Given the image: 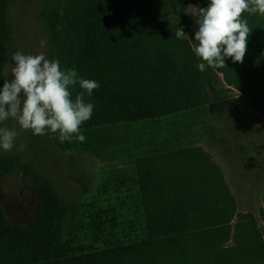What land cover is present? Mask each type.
I'll return each mask as SVG.
<instances>
[{
  "label": "trees",
  "instance_id": "obj_1",
  "mask_svg": "<svg viewBox=\"0 0 264 264\" xmlns=\"http://www.w3.org/2000/svg\"><path fill=\"white\" fill-rule=\"evenodd\" d=\"M209 3L43 2L37 18L48 34L49 59L99 83L85 97L95 107L81 125L86 139H73L75 148L99 156L113 147L100 134L120 127L144 125L138 131L147 137L135 146L130 173H110L129 196L131 215L110 204L81 215L49 181L22 166L30 173L37 210L27 224L15 226L0 205V264H264V208L258 211L260 226L254 214L237 211L220 168L204 149L181 148L174 135L159 140L162 133L178 132L179 120L227 99L229 89L264 118V15L242 14L250 29L242 63L229 57L224 68L201 72L202 61L192 51L194 26L184 11ZM7 10L8 1L0 0V88L11 40ZM178 27L190 39H177ZM80 91L72 87V98ZM68 145L59 144L74 148ZM237 154L245 161L243 148ZM19 165L1 159L0 179Z\"/></svg>",
  "mask_w": 264,
  "mask_h": 264
},
{
  "label": "rangeland",
  "instance_id": "obj_2",
  "mask_svg": "<svg viewBox=\"0 0 264 264\" xmlns=\"http://www.w3.org/2000/svg\"><path fill=\"white\" fill-rule=\"evenodd\" d=\"M7 1L11 40L6 47L5 80L11 78V55L14 52L32 55L43 52L48 59L51 53L48 34L37 18L45 0ZM190 19L196 31L197 25L191 16ZM41 39H46L44 47L40 45ZM227 94V99L210 104L193 118L179 120L178 132L162 133L159 140L174 135L170 138L181 148L199 146L207 151L220 168L237 211L252 213L259 220L258 211L264 208V118L251 108L244 95L232 89ZM0 127L17 133L12 150L0 149V160L21 164L0 179V205L11 224H27L37 210V195L30 184V173L26 175L22 166L49 181L60 198L81 215L87 214L93 206L98 208L108 204L117 208L121 215H131V200L117 188L115 177L110 173L119 168L124 174L132 171L133 156L137 153L135 146L147 137L138 131L144 125L102 132L100 136L110 141L113 147L103 149L99 156L75 148L73 140L68 146L74 148L63 150L59 146L62 143L59 134L33 135L31 130L22 129L12 119L0 123ZM21 144L25 145L23 150H20ZM241 148L245 161L237 154ZM259 225H262L260 220Z\"/></svg>",
  "mask_w": 264,
  "mask_h": 264
},
{
  "label": "clouds",
  "instance_id": "obj_3",
  "mask_svg": "<svg viewBox=\"0 0 264 264\" xmlns=\"http://www.w3.org/2000/svg\"><path fill=\"white\" fill-rule=\"evenodd\" d=\"M184 12L197 25L192 51L202 61L197 67L203 72L206 67L224 68L229 57L233 63L243 62L250 29L242 14L264 15V0H210L207 7L190 4ZM175 36L190 39L182 27ZM45 44L46 39H41V47ZM11 61V78L0 88V123L12 119L33 135L58 133L60 142L85 141L81 125L91 118L95 107L85 97L91 98L99 83L80 77L75 69H62L59 59L50 60L43 52L16 51ZM76 85L82 91L73 99L71 88ZM16 136L15 131L0 127V149L12 150ZM24 148L21 144L20 150Z\"/></svg>",
  "mask_w": 264,
  "mask_h": 264
},
{
  "label": "crops",
  "instance_id": "obj_4",
  "mask_svg": "<svg viewBox=\"0 0 264 264\" xmlns=\"http://www.w3.org/2000/svg\"><path fill=\"white\" fill-rule=\"evenodd\" d=\"M206 153H207V151H206ZM212 158V157H211ZM213 159V158H212ZM214 161V160H213ZM216 163V162H215Z\"/></svg>",
  "mask_w": 264,
  "mask_h": 264
}]
</instances>
